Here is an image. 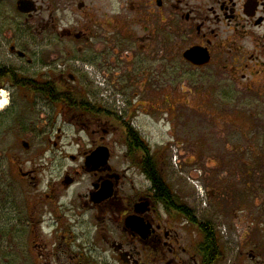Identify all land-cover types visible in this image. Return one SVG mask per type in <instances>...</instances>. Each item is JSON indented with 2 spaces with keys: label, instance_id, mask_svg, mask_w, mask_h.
<instances>
[{
  "label": "flooded vegetation",
  "instance_id": "obj_1",
  "mask_svg": "<svg viewBox=\"0 0 264 264\" xmlns=\"http://www.w3.org/2000/svg\"><path fill=\"white\" fill-rule=\"evenodd\" d=\"M7 26L16 33L12 54L34 73L13 68L28 87L9 86L42 99L80 140L66 151L72 163L46 200L27 207L33 229L8 236L1 250L11 244L14 253L2 255L4 264H218V228L180 196L177 208L164 202L152 178H165L167 146H154L135 121L167 113L177 132L198 122L191 135L199 136L202 160H190L194 178L198 188L206 175L213 181L201 208L211 201L220 210L226 179L218 176L225 165L218 157L208 174L199 168L203 123L222 133L235 126L230 133L243 137L255 132L257 146L240 145L232 133L236 143L223 147L251 154L242 161L247 176H255V187L264 184V0H0V29ZM21 173L35 179L32 169ZM77 227L94 229L93 241ZM213 230L221 250L215 262L203 251ZM249 260L261 264L254 252Z\"/></svg>",
  "mask_w": 264,
  "mask_h": 264
},
{
  "label": "rangeland",
  "instance_id": "obj_2",
  "mask_svg": "<svg viewBox=\"0 0 264 264\" xmlns=\"http://www.w3.org/2000/svg\"><path fill=\"white\" fill-rule=\"evenodd\" d=\"M12 20L14 18L9 16V21ZM13 34L16 33L11 26L0 29V66L18 69L22 76L34 78V73L29 68L21 69V62L10 50ZM172 61L168 60L171 64ZM5 86L0 87L9 99L8 107L0 112V264H4L3 254L12 257L14 253L9 250L13 248L11 244L8 249L1 250L2 246L10 241L8 236L14 237L16 229H33L29 228L27 223V207L29 210L33 207L34 199L46 200L50 184L58 183L72 163L70 158H63L77 150L80 140L76 137L78 129L75 131L72 126L61 122V119L53 120L50 117L49 107L42 99L30 101L20 89L9 86V83ZM135 122L154 146L161 144L167 146L164 171L166 181L172 190L194 209L200 219L208 220L218 228L224 251V256L218 264L246 262L250 264L251 252L256 253L260 263L264 264V184L255 187L253 184L255 176L251 178L247 176L244 166H248V163L244 164L242 161H252L251 154H235L226 149L228 146L232 149V143H236L232 140L233 134H236L234 140L240 145L247 147L259 145L261 139L255 140V132L243 137L240 130L230 133V129L232 131L236 129L235 126L226 127L225 133H222L214 123H203L200 132L207 135V139L204 140L206 153L203 154L199 168L205 175L208 174L211 167L216 166L215 157L220 158L225 164L222 166L223 170L218 173V176L226 177L220 187L222 200L219 210L211 201L209 207L201 208L205 198L199 197L193 182L198 180L194 178L196 167L191 165L190 160L194 158L202 160V156L196 154L194 145L199 136L191 135V130L199 129L198 122L191 123L186 128L180 127V132L176 130L177 121L167 113L156 117L147 116ZM204 127L207 128V132ZM59 128L62 129L61 132H58ZM183 138L184 143H180ZM24 141L29 143V148L24 147ZM229 143L231 144L228 145ZM55 146H59L60 149H55ZM221 147L220 152L218 149ZM217 151L219 153H216ZM21 169L25 172L34 170L35 179L33 181L24 179ZM262 176L264 177V170ZM258 178L259 176L256 177ZM83 183L84 180L80 185ZM201 183L203 190L213 186L209 175L204 176ZM246 183L252 185L249 190ZM234 207L237 213L232 211ZM93 230L77 227L76 232L85 231L87 240L93 241L91 238Z\"/></svg>",
  "mask_w": 264,
  "mask_h": 264
},
{
  "label": "trees",
  "instance_id": "obj_3",
  "mask_svg": "<svg viewBox=\"0 0 264 264\" xmlns=\"http://www.w3.org/2000/svg\"><path fill=\"white\" fill-rule=\"evenodd\" d=\"M26 80L22 79L20 75H18L14 69L6 68V67H1L0 66V87L5 86L7 83L11 85H19L24 83V86H27L25 84ZM28 87V86H27ZM42 92L45 94L47 93L46 89H42ZM157 175V174H156ZM154 176L153 179V184L155 185V188L158 189L162 195V199L168 206H173L177 208V203H179V197L178 195L172 190V188L169 186L168 182L165 180L163 176ZM151 176V175H150ZM186 209V214L188 217H194L195 212L192 211L191 209L187 208ZM212 237L210 236V239L207 240L208 243V249L206 247H203V251L205 256H208L210 254L213 256V262L217 261L220 256L219 254L221 253V250L219 248V241L216 236V231L213 230Z\"/></svg>",
  "mask_w": 264,
  "mask_h": 264
},
{
  "label": "bare ground",
  "instance_id": "obj_4",
  "mask_svg": "<svg viewBox=\"0 0 264 264\" xmlns=\"http://www.w3.org/2000/svg\"><path fill=\"white\" fill-rule=\"evenodd\" d=\"M0 112H2L5 108L8 107L9 99L4 90H0Z\"/></svg>",
  "mask_w": 264,
  "mask_h": 264
},
{
  "label": "water",
  "instance_id": "obj_5",
  "mask_svg": "<svg viewBox=\"0 0 264 264\" xmlns=\"http://www.w3.org/2000/svg\"><path fill=\"white\" fill-rule=\"evenodd\" d=\"M23 145H24V147L29 148V143H28V142L24 141V142H23ZM89 160H90L91 162L94 161V160H93V156H92V158H90ZM69 183H70V182L67 181V184H69ZM127 221L130 222V221H131L130 218H128Z\"/></svg>",
  "mask_w": 264,
  "mask_h": 264
}]
</instances>
